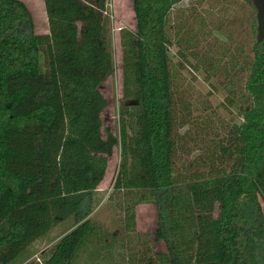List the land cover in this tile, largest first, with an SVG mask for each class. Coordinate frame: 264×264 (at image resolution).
Here are the masks:
<instances>
[{
  "label": "trees",
  "instance_id": "obj_1",
  "mask_svg": "<svg viewBox=\"0 0 264 264\" xmlns=\"http://www.w3.org/2000/svg\"><path fill=\"white\" fill-rule=\"evenodd\" d=\"M108 1L44 0L49 32L37 33L23 0H0V264L27 262L67 219L26 264H264V40L254 10L250 54L240 66L233 57L245 73L240 97L227 96L237 116L205 143L178 105L169 32L175 6L206 0H132L136 27L120 34V136L102 118L100 87L114 70ZM117 145L109 199L120 197L123 215L112 232L92 214ZM143 203L157 209L154 238L137 227Z\"/></svg>",
  "mask_w": 264,
  "mask_h": 264
},
{
  "label": "rangeland",
  "instance_id": "obj_2",
  "mask_svg": "<svg viewBox=\"0 0 264 264\" xmlns=\"http://www.w3.org/2000/svg\"><path fill=\"white\" fill-rule=\"evenodd\" d=\"M23 1L31 12L35 31L48 33L49 23L44 0ZM107 12L111 19L114 70L100 87V91L108 99L102 118L105 129L120 136V107L123 103L120 34L123 28L135 29L136 16L132 0H109ZM252 12L253 7L247 0H206L196 4L183 1L172 11L169 33L173 38V45L170 47V55L178 72V105L181 108L188 107L192 115V135L198 136L205 143L217 133L223 135L225 125L237 114V108L228 105L227 96L239 98L242 93L245 73L240 72L239 68L234 70L232 64L233 57L240 66L246 55L250 54L252 26L248 19ZM231 33L232 41L229 39ZM216 65L218 66L215 67ZM131 102L129 99L128 103ZM193 146L192 144L191 148ZM193 150L195 151L194 148ZM195 153L197 152L193 154ZM193 154L182 156L183 161L188 164ZM120 160L121 147L117 145L110 156L107 174L98 187V205L92 214L96 221L112 232H118L123 215L115 208L116 200L120 197L117 195L114 200L109 199ZM262 204L264 208V203ZM136 210L138 230L149 232L154 238L157 227L155 205L143 203ZM72 224V219H67L49 235L35 242L31 247L33 256L27 262L32 259L39 260ZM156 248L165 250V243L156 242Z\"/></svg>",
  "mask_w": 264,
  "mask_h": 264
},
{
  "label": "flooded vegetation",
  "instance_id": "obj_3",
  "mask_svg": "<svg viewBox=\"0 0 264 264\" xmlns=\"http://www.w3.org/2000/svg\"><path fill=\"white\" fill-rule=\"evenodd\" d=\"M253 7L254 14H255V19H256V39H262L264 40V16L260 17L259 16V7H262L264 10V0H258V5L255 3L254 0H251L250 3ZM261 23L263 25V28L260 29Z\"/></svg>",
  "mask_w": 264,
  "mask_h": 264
},
{
  "label": "water",
  "instance_id": "obj_4",
  "mask_svg": "<svg viewBox=\"0 0 264 264\" xmlns=\"http://www.w3.org/2000/svg\"><path fill=\"white\" fill-rule=\"evenodd\" d=\"M255 1V3L258 5V0H254ZM259 16L260 17H263L264 16V10H263V8L262 7H259ZM263 28V25H262V23H261V26H260V29H262ZM260 40H262V39H258V41H260Z\"/></svg>",
  "mask_w": 264,
  "mask_h": 264
}]
</instances>
